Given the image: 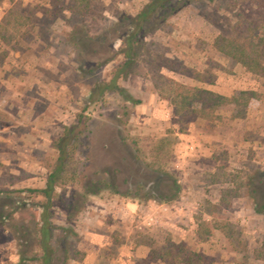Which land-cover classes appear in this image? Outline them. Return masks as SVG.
Segmentation results:
<instances>
[{
	"label": "rangeland",
	"instance_id": "obj_1",
	"mask_svg": "<svg viewBox=\"0 0 264 264\" xmlns=\"http://www.w3.org/2000/svg\"><path fill=\"white\" fill-rule=\"evenodd\" d=\"M146 2L91 0L96 11L86 17L87 24L96 32L113 22L116 12L134 15ZM243 3L201 1L183 8L147 37L136 70L121 81L141 103L107 92L88 112L75 157L80 173L107 178L104 169L122 164L125 152L118 145L124 138L139 162L164 170L181 190L170 203L148 199L147 185L139 190V179L122 171L117 184L128 196L110 189L89 196L71 222L79 234L72 242L80 252L90 215L113 223L109 209H120L125 217L113 223L115 243L107 258L116 244L126 242L132 249L143 242L151 245V253L136 264H264V213L254 211L245 186L248 175L264 170V77L247 71L215 42L221 31L232 30L240 43L256 45L251 31L242 34L238 28L237 14L258 17ZM65 6L64 0H0V128H11L16 148L14 170L0 177V198L17 200L5 206L12 218L0 224V264L17 259L13 223L38 215L41 197L30 189L44 185L57 156L53 138L76 122L91 86L108 80L113 68L111 62L90 74L78 70L76 51L67 41L71 13ZM172 82L228 97L246 91L250 100L246 106H221L207 117L189 111L175 115ZM78 180L58 189L64 200L81 191L84 179ZM170 184L161 186L167 195ZM122 202L135 205L126 212ZM54 211L53 221L64 225L61 201Z\"/></svg>",
	"mask_w": 264,
	"mask_h": 264
},
{
	"label": "trees",
	"instance_id": "obj_2",
	"mask_svg": "<svg viewBox=\"0 0 264 264\" xmlns=\"http://www.w3.org/2000/svg\"><path fill=\"white\" fill-rule=\"evenodd\" d=\"M64 1L65 8L71 13L67 41L76 51L75 60L78 70L90 74L111 62L113 68L108 80H98L91 86L86 105L83 107L84 112L77 114L76 122L71 126H64L62 132L53 138L52 147L57 151V156L46 176L44 186L30 189L41 197L36 205L39 208L38 215L30 214L29 220L21 219L13 223L17 257L15 264H71L73 260L82 259L84 253L80 252L72 242L79 237V234L71 222L86 206L89 196L98 195L105 189L128 196V191L122 193L117 184V175L122 171H126L134 179H139L135 180L139 190L147 185L150 193L148 199L170 203L178 198L181 190L178 181L164 170L139 162L124 138L118 137V140L120 139L118 148L125 152V154L122 151V154L120 153L122 164L104 169L107 178H100L99 172H94L96 176L93 179L90 178V174L80 173L75 157L80 135L89 119L88 112L103 101L107 92L117 93L132 104L141 103V100L130 94L126 86L121 85V81L136 70L145 50L147 37L186 6L201 1L212 3L216 0H147L134 15L124 11L116 12V19L109 25L98 28L96 32H92L86 19L87 16L92 17L96 11L91 0ZM243 1L244 8L248 12L256 13L258 17L247 20L250 14L244 12L237 14L242 21L238 28L242 34L244 30L251 31L253 34L249 36L252 37L251 40L256 41V45L252 46L251 41L240 43L232 30L221 31L215 42L226 56L241 63L247 71L264 77V0ZM237 5L238 3H234L235 7ZM259 27L262 31L260 35ZM117 40L119 47L115 48ZM212 82L209 80L208 83ZM169 92L174 114L180 116H184L189 111L200 117H207L221 106L236 107L241 104L246 106L250 100V97H246L248 94L246 91L228 97L206 88L186 86L177 82H172ZM237 116L239 115L236 114ZM119 133L118 130L113 131V135L118 136ZM119 149L117 150L120 151ZM80 176L84 179L81 191L72 192L71 197L64 200V194L58 189L61 190L69 182L78 183ZM167 181H171L169 195L161 190V186ZM245 186L254 211L263 214L264 170H257L248 175ZM58 201L62 202V210L65 213L64 225H57L53 221L54 207ZM16 202L17 200H11L9 197L0 198V224H3L7 218H12V213L5 212V206ZM24 205L26 204H22ZM57 231L60 234H57Z\"/></svg>",
	"mask_w": 264,
	"mask_h": 264
},
{
	"label": "crops",
	"instance_id": "obj_3",
	"mask_svg": "<svg viewBox=\"0 0 264 264\" xmlns=\"http://www.w3.org/2000/svg\"><path fill=\"white\" fill-rule=\"evenodd\" d=\"M1 131L5 133L2 134ZM11 128L8 127L7 131L0 128V145H3L0 148V177L2 173L5 171H13L15 166L14 161L16 159V148L15 141L13 140V136L10 134ZM16 170V169H15ZM42 184L40 186L43 187ZM95 198V196H91ZM120 207L122 210L124 209L126 212L129 209L134 207V203H125ZM137 204V203H136ZM131 205V206H130ZM118 210H110L109 212L113 215L112 222L114 223L116 220L121 221L123 217H125L124 213L119 212ZM129 213V212H128ZM96 219H94L93 215H90V225L87 226L85 238L86 241L83 245L84 255L80 260H73L74 264H136L135 259L137 258H146L149 257L151 247L146 245L143 242L135 245L134 248L130 249V245L126 242L116 244V248L113 251V254L109 255L107 258L106 254L112 249L114 246V228L113 223L105 220L103 216L96 215ZM115 217V218H114ZM106 261V263H104Z\"/></svg>",
	"mask_w": 264,
	"mask_h": 264
}]
</instances>
